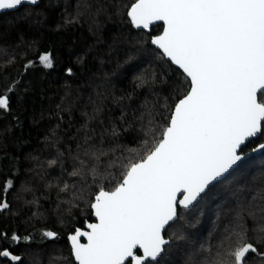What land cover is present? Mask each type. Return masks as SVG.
I'll return each instance as SVG.
<instances>
[{
  "label": "trees",
  "instance_id": "obj_1",
  "mask_svg": "<svg viewBox=\"0 0 264 264\" xmlns=\"http://www.w3.org/2000/svg\"><path fill=\"white\" fill-rule=\"evenodd\" d=\"M133 2L40 0L0 16V88L14 85L10 111H0V199L9 205L0 212V234L8 237L0 239V250L21 258L0 257V264H74L67 235L93 222L89 205L98 182L91 152H106L103 164L127 163L129 150H140L149 110L167 115L164 109L186 89L181 72L150 44L162 26L145 33L130 25L126 12ZM45 52L52 53L51 69L38 62ZM28 61L34 66L25 71ZM163 122L156 115L155 123ZM262 142L248 143L243 154ZM262 156L244 160L189 211L178 210L159 264H205L215 257L235 216V189L247 182L251 199L264 186L252 179L264 174ZM74 170L79 174L72 176ZM249 264L257 259L250 255Z\"/></svg>",
  "mask_w": 264,
  "mask_h": 264
},
{
  "label": "snow or ice",
  "instance_id": "obj_2",
  "mask_svg": "<svg viewBox=\"0 0 264 264\" xmlns=\"http://www.w3.org/2000/svg\"><path fill=\"white\" fill-rule=\"evenodd\" d=\"M23 3L0 0V11ZM126 16L137 29L163 21V34L150 43L181 70L187 87L179 94L178 82L179 96L164 109L167 115L149 110L140 150L130 149L127 163L103 164L107 153L91 152L90 171L98 184L89 206L96 222L68 237L76 264H159L170 243L163 231L176 220L177 206L189 208L210 186L227 180L243 163L247 144L264 138V100L258 98L264 97V0H134ZM38 62L53 68L52 53L39 54ZM33 66L28 61L25 71ZM13 91L11 84L0 88V111H10ZM156 115L164 122L155 123ZM250 151L264 152V142ZM252 179L264 185V174ZM11 187L9 180L3 191ZM251 192L247 182L235 189L232 226L205 264H249L250 255L264 264V186L248 199ZM8 207L0 199V212ZM43 235L54 239L57 234ZM0 257L21 259L8 250H0Z\"/></svg>",
  "mask_w": 264,
  "mask_h": 264
},
{
  "label": "water",
  "instance_id": "obj_3",
  "mask_svg": "<svg viewBox=\"0 0 264 264\" xmlns=\"http://www.w3.org/2000/svg\"><path fill=\"white\" fill-rule=\"evenodd\" d=\"M40 3V0H37V3L35 4V5H33V4H31V3H29V2H27V0H25V3H23L21 6H19L17 9H8V10H3V11H0V16L1 15H3V14H6V13H11V12H15L16 10H18L19 8H21V7H23V6H30V7H36L38 4ZM157 25H161L162 26V30H161V33L159 34V35H162L163 34V28H164V23H163V21H155L153 24H151L150 25V27L148 28V29H137V28H135L136 30H138V31H143V32H145V33H149L150 31H151V29L153 28V27H155V26H157ZM158 36V35H157ZM151 44V43H150ZM155 50H157L158 52H159V50L154 46V45H151ZM167 62H169L166 58H164ZM170 63V62H169ZM171 64V63H170ZM172 65V64H171ZM175 69H177L178 70V68H177V66H175V65H172ZM178 71H180L181 72V70H178ZM258 139V138H257ZM253 140H256V139H253ZM252 140V141H253ZM261 152H257V153H251V152H249V153H246V154H244V156H245V159L244 160H246V159H248V158H250V157H252V156H256V155H258V154H260ZM211 187V186H210ZM208 191V190H207ZM206 191V192H207ZM204 194H202L201 195V197L203 196ZM200 197V198H201ZM183 197H182V195H178V197H177V199L179 200V199H182ZM200 198H198V200L196 201V202H194V204L192 205V206H190L189 208H187V209H184V208H182V207H180L179 205L177 206V218H178V210H183V211H185V212H187V211H189L193 206H195L196 204H197V202L200 200ZM91 212H92V210H91ZM92 218H93V222H91V223H95L96 222V219H95V217L92 215ZM177 218H176V220H177ZM176 220H174L173 222H170V224L168 225V226H166V228H165V230L163 231V236L165 235V232H166V230L168 229V227L172 224V223H174ZM86 225H87V223L85 224V231L86 230H88L87 229V227H86ZM75 233V230H74V232L73 233H70V234H68L67 235V242H68V245H69V248H70V252H71V242L69 241V239H68V237L70 236V235H73ZM164 238H165V236H164ZM165 239H167V238H165ZM81 240H83L84 242H82ZM169 240V239H168ZM80 242L81 243H87V240H86V238H81L80 239ZM170 244V243H169ZM168 246V245H167ZM167 246H165V247H167ZM163 255V254H162ZM72 257V256H71ZM72 259H73V262H74V264H76V262L74 261V258L72 257Z\"/></svg>",
  "mask_w": 264,
  "mask_h": 264
},
{
  "label": "rangeland",
  "instance_id": "obj_4",
  "mask_svg": "<svg viewBox=\"0 0 264 264\" xmlns=\"http://www.w3.org/2000/svg\"><path fill=\"white\" fill-rule=\"evenodd\" d=\"M256 156H257V155H256ZM260 158L262 159V158H264V156H262V157H260ZM261 159H260V160H261Z\"/></svg>",
  "mask_w": 264,
  "mask_h": 264
},
{
  "label": "flooded vegetation",
  "instance_id": "obj_5",
  "mask_svg": "<svg viewBox=\"0 0 264 264\" xmlns=\"http://www.w3.org/2000/svg\"><path fill=\"white\" fill-rule=\"evenodd\" d=\"M82 242H84L83 240H81Z\"/></svg>",
  "mask_w": 264,
  "mask_h": 264
}]
</instances>
